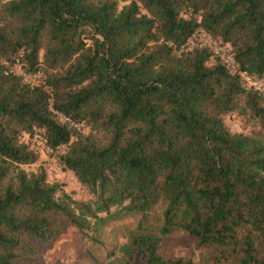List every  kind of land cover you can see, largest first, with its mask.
Here are the masks:
<instances>
[{
  "label": "trees",
  "instance_id": "1",
  "mask_svg": "<svg viewBox=\"0 0 264 264\" xmlns=\"http://www.w3.org/2000/svg\"><path fill=\"white\" fill-rule=\"evenodd\" d=\"M197 29L264 81V0H0V264L68 225L88 264H196L162 251L175 235L201 264H264V94L185 49ZM37 129L88 199L25 167Z\"/></svg>",
  "mask_w": 264,
  "mask_h": 264
},
{
  "label": "rangeland",
  "instance_id": "2",
  "mask_svg": "<svg viewBox=\"0 0 264 264\" xmlns=\"http://www.w3.org/2000/svg\"><path fill=\"white\" fill-rule=\"evenodd\" d=\"M196 42V39H193ZM13 68L20 69L24 71L21 65L17 62L13 65ZM25 72V71H24ZM23 79L31 84H37L41 82V74H29ZM223 121L227 129L231 132H241L248 134L252 129L255 128L254 123L247 117L242 116L236 112L228 113L223 115ZM37 134L43 136L41 130H35ZM26 141L33 140V136L29 138V135L24 136ZM38 154V161L36 164L31 166H25L28 169H35L37 165H42L46 172L49 181L58 182L61 184L62 190L70 193L74 198L86 200L89 198V194L86 189L81 186V184L76 180L73 173L69 170L63 168L59 162L57 155L55 154H43L41 152ZM162 251L167 253L183 256L185 258L191 257L196 264H201L197 258V254L187 247L181 245L179 235L166 241L165 245L162 247ZM84 256V243L78 230L72 226L68 225L66 229L59 234L53 241L40 247L38 253L35 255L32 262H26L27 264H72L81 263L88 264Z\"/></svg>",
  "mask_w": 264,
  "mask_h": 264
},
{
  "label": "built area",
  "instance_id": "3",
  "mask_svg": "<svg viewBox=\"0 0 264 264\" xmlns=\"http://www.w3.org/2000/svg\"><path fill=\"white\" fill-rule=\"evenodd\" d=\"M194 38L196 39V42H194ZM184 46L186 47L185 49H191L194 46L207 48L211 52L212 60L217 58L230 70V72L238 74L246 87L253 88L258 92L264 94L263 79L256 78L250 75L247 71L240 68L229 43L223 42L220 39L213 37L203 29H197L187 39ZM10 70L19 75H22L25 78L28 76L24 71L20 69L17 70L16 68L14 69L13 66L10 67ZM58 115L60 117V120L69 122V119L63 114ZM32 136L33 140H29L28 142L31 148L37 153L41 152L43 154L48 153L58 155L66 149V146L64 144L58 145L55 148L50 147L47 144L45 138L40 134L34 133ZM32 136H29V138H31Z\"/></svg>",
  "mask_w": 264,
  "mask_h": 264
}]
</instances>
